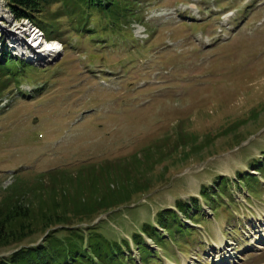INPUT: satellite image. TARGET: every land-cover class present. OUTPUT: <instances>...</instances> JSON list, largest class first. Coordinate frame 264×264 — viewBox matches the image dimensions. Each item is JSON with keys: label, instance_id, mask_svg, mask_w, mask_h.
<instances>
[{"label": "rangeland", "instance_id": "rangeland-1", "mask_svg": "<svg viewBox=\"0 0 264 264\" xmlns=\"http://www.w3.org/2000/svg\"><path fill=\"white\" fill-rule=\"evenodd\" d=\"M132 7L71 15L70 3L49 0L42 15L63 48L41 63L8 46L22 32L32 48L43 44L0 0V60L7 52L20 64L0 95V200L14 185L28 196L53 176L152 152L162 160L145 174L150 190L89 224L106 237L130 239L158 210L194 195L204 211L185 220L192 232L172 233L161 248L149 241L156 251L142 250V263L130 243L132 264H264L257 237L264 230V162L259 182H245L249 192L234 183L239 170L252 173L249 164L264 161V0H137ZM218 175L228 184L211 210L199 190H214ZM220 236L235 246L216 249ZM36 240L42 238L24 243Z\"/></svg>", "mask_w": 264, "mask_h": 264}, {"label": "trees", "instance_id": "trees-1", "mask_svg": "<svg viewBox=\"0 0 264 264\" xmlns=\"http://www.w3.org/2000/svg\"><path fill=\"white\" fill-rule=\"evenodd\" d=\"M5 1L14 19H28L47 39L58 40L55 25L42 15V8L49 0ZM63 1L71 4V15L76 10L89 11L96 6L123 5L133 8L137 2ZM19 65L16 58L8 56L7 52L3 53L0 60V95ZM159 158L157 154L145 152L143 158L134 155L133 161L121 165L106 164L88 173L79 171L75 175L53 176L50 186L39 182L29 189L31 193L28 196L19 190L21 187L14 185L0 200V250L18 247L8 255L1 256L0 264H132L134 259L131 257L130 240L142 262V250L151 253L156 251L150 247L148 239L161 247L160 240L171 239L172 233L175 236L182 232L191 233L193 228L185 220L194 222L204 211L199 198L194 195L175 199L174 208L158 210L153 221H143L130 234V240L106 237L97 230V226L89 224L97 215L129 203L135 195L148 192L152 182L145 174L153 170ZM258 162L249 164L254 170L252 173L239 170L234 183L244 184L247 191L246 183H258V167L264 161L260 159ZM227 180V177L218 175L214 190L211 191L206 185H201L200 199L211 210V206L216 203V195L220 196L226 191ZM75 221H87V227L75 226ZM164 234L168 237L165 238ZM37 235L42 238L41 241L24 243Z\"/></svg>", "mask_w": 264, "mask_h": 264}, {"label": "bare ground", "instance_id": "bare-ground-1", "mask_svg": "<svg viewBox=\"0 0 264 264\" xmlns=\"http://www.w3.org/2000/svg\"><path fill=\"white\" fill-rule=\"evenodd\" d=\"M228 15L231 16V13ZM33 31H34V29H33ZM24 35L25 34L22 32V33H19L17 35H14V36H19V37L9 39L10 43H8V46L10 47V49H12L14 51H18L16 54L24 56L26 59L33 61V62L35 61V62L44 63V62L50 61L51 59L55 58V56H57L60 53V51H59L60 45H58L57 43L52 44L50 46H46L43 48L44 42H43L42 38H39V36H38V39H39L38 43L39 42L42 43L43 46L41 48L38 47L39 45L35 46V47H38V49L35 50L34 48H32V46L28 45L27 40L23 41V38H21V37H23ZM35 35H37V34L35 33ZM14 39H17V40H15L16 41L15 45L13 44ZM257 237L264 238V230L260 231V234L257 235ZM223 240H224V238L220 236V240H219L220 242L218 244H216V246H217L216 249H219L220 251H222L223 246H225ZM223 255H225V253H223ZM219 256H221V254L213 256V258H217V260H218ZM186 261H184V264H187Z\"/></svg>", "mask_w": 264, "mask_h": 264}]
</instances>
